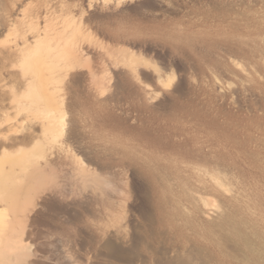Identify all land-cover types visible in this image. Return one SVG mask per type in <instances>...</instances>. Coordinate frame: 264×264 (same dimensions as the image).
Masks as SVG:
<instances>
[{
    "label": "rangeland",
    "instance_id": "1",
    "mask_svg": "<svg viewBox=\"0 0 264 264\" xmlns=\"http://www.w3.org/2000/svg\"><path fill=\"white\" fill-rule=\"evenodd\" d=\"M3 135L0 264H253L264 0H0Z\"/></svg>",
    "mask_w": 264,
    "mask_h": 264
},
{
    "label": "bare ground",
    "instance_id": "2",
    "mask_svg": "<svg viewBox=\"0 0 264 264\" xmlns=\"http://www.w3.org/2000/svg\"><path fill=\"white\" fill-rule=\"evenodd\" d=\"M38 18V17H37ZM37 24V23H36ZM34 26V25H33ZM39 28V27H38ZM53 28V27H52ZM45 29V28H44ZM39 30V29H38ZM40 31V30H39ZM48 31V30H47ZM50 31V30H49ZM54 31V30H53ZM41 33V32H40ZM50 33V32H49ZM55 34V33H54ZM53 34V35H54ZM39 35V34H38ZM56 35V34H55ZM58 35V34H57ZM60 35V34H59ZM46 36V35H44ZM47 37V36H46ZM53 37V36H52ZM42 39V37H41ZM49 39V38H48ZM47 39V40H48ZM55 39V36H54ZM39 42V41H37ZM46 43L48 41H45ZM58 44V43H57ZM51 52V51H50ZM50 54V53H49ZM48 56V55H47ZM39 71V69H38ZM38 73V72H37ZM39 80V79H38ZM27 82V81H26ZM40 83V82H38ZM27 84V83H26ZM29 87L28 89L31 90L33 87L31 82L29 83ZM44 84V83H43ZM42 84V85H43ZM55 84V83H54ZM40 83V87H43ZM39 86L37 88H39ZM60 86V85H59ZM34 89V88H33ZM44 89V88H43ZM28 90V91H29ZM38 90V89H37ZM41 90V89H40ZM33 91V90H32ZM35 91V90H34ZM40 92H42L45 96L50 97V107L51 109H60V101H56V103L53 101V97H58V92L59 89L56 88V85L54 87L48 86L46 89L41 90ZM46 92V94H45ZM36 93V92H35ZM39 94V93H38ZM55 111V110H54ZM52 118H50L48 120V128L53 129V127L56 125L57 123V117L53 116L51 114ZM33 138V135H24L21 139H17V138H12L10 136H2L0 138V148L1 150L4 149V146L6 145H15V144H26L27 142L31 141V139ZM3 154H6V152H3ZM25 185V183H24ZM27 185V184H26ZM24 191V190H23ZM233 214V213H232ZM232 214L230 215H224L223 219H222V238L224 241H226L225 243L230 242L235 248H239V249H243L247 255L250 257L251 261L253 264H264V239L263 237L261 238L259 236V234L256 233H250L246 230V228H244V226L246 225L243 219L239 220L236 219ZM243 220V221H242ZM224 230V231H223ZM226 231V232H225ZM225 232L226 235L223 233ZM229 232V234H228ZM255 238H254V237ZM251 263V262H250ZM249 263V264H250Z\"/></svg>",
    "mask_w": 264,
    "mask_h": 264
}]
</instances>
